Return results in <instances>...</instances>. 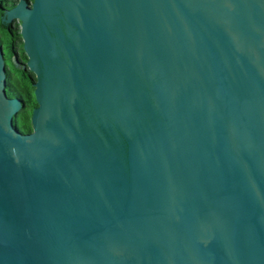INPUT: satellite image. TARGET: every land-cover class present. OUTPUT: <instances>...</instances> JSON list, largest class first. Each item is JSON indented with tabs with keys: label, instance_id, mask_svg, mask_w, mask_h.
Segmentation results:
<instances>
[{
	"label": "water",
	"instance_id": "water-1",
	"mask_svg": "<svg viewBox=\"0 0 264 264\" xmlns=\"http://www.w3.org/2000/svg\"><path fill=\"white\" fill-rule=\"evenodd\" d=\"M4 16L37 106L0 48V264H264V0Z\"/></svg>",
	"mask_w": 264,
	"mask_h": 264
},
{
	"label": "trees",
	"instance_id": "trees-1",
	"mask_svg": "<svg viewBox=\"0 0 264 264\" xmlns=\"http://www.w3.org/2000/svg\"><path fill=\"white\" fill-rule=\"evenodd\" d=\"M12 37L13 54L10 60L16 55L17 44L21 43L19 35L14 33ZM23 65H20L15 70L13 67V71H9L6 94L10 98H17L21 101L23 110L19 113L13 124L20 133L29 134L32 131L30 125L31 111L37 106L33 95L35 77L27 69H23Z\"/></svg>",
	"mask_w": 264,
	"mask_h": 264
},
{
	"label": "flooded vegetation",
	"instance_id": "flooded-vegetation-1",
	"mask_svg": "<svg viewBox=\"0 0 264 264\" xmlns=\"http://www.w3.org/2000/svg\"><path fill=\"white\" fill-rule=\"evenodd\" d=\"M28 8H31L33 0H23ZM20 0H0V48L2 58L5 63V73H6V88H7V77L9 74V69H7V57L10 55L9 59L13 54L12 34H17L20 37V23L18 20H12L11 22H6V17L4 16L8 10L13 9L17 6ZM22 45V39H19ZM7 95V94H6ZM8 97V95H7ZM10 98V97H8Z\"/></svg>",
	"mask_w": 264,
	"mask_h": 264
},
{
	"label": "rangeland",
	"instance_id": "rangeland-1",
	"mask_svg": "<svg viewBox=\"0 0 264 264\" xmlns=\"http://www.w3.org/2000/svg\"><path fill=\"white\" fill-rule=\"evenodd\" d=\"M9 57L10 55H8L7 57V69H9V71H13V67L15 70L18 69L20 65L22 66L23 64H25L26 58L23 55L21 43L17 44L16 46V55L11 60L9 59ZM16 60L18 61V63H16Z\"/></svg>",
	"mask_w": 264,
	"mask_h": 264
}]
</instances>
